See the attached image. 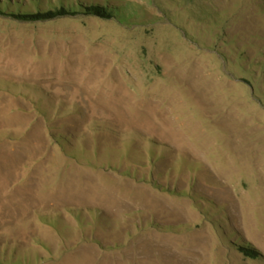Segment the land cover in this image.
Masks as SVG:
<instances>
[{
  "label": "rangeland",
  "instance_id": "rangeland-1",
  "mask_svg": "<svg viewBox=\"0 0 264 264\" xmlns=\"http://www.w3.org/2000/svg\"><path fill=\"white\" fill-rule=\"evenodd\" d=\"M70 1L0 14V264H264V0Z\"/></svg>",
  "mask_w": 264,
  "mask_h": 264
},
{
  "label": "trees",
  "instance_id": "trees-1",
  "mask_svg": "<svg viewBox=\"0 0 264 264\" xmlns=\"http://www.w3.org/2000/svg\"><path fill=\"white\" fill-rule=\"evenodd\" d=\"M41 1L42 0H30L29 2L34 5V10L32 11H23L20 6L15 7V11L4 12L0 9L1 15H7L15 21L22 23H36V22H45L51 21L58 18L76 16L79 14L94 16L100 19H110L114 17V11L111 9H115L117 7H107L104 3H87L82 4L79 1H76L75 4L71 3L70 0H45L46 8L41 9ZM11 2V1H10ZM10 2L5 1L4 6L9 5ZM3 2L1 1V5ZM240 251L247 257L257 258L258 253L251 249L241 247Z\"/></svg>",
  "mask_w": 264,
  "mask_h": 264
}]
</instances>
